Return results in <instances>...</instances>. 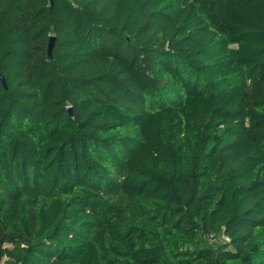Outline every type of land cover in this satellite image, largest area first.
Wrapping results in <instances>:
<instances>
[{
    "label": "trees",
    "instance_id": "trees-1",
    "mask_svg": "<svg viewBox=\"0 0 264 264\" xmlns=\"http://www.w3.org/2000/svg\"><path fill=\"white\" fill-rule=\"evenodd\" d=\"M0 75V264H264V0H0Z\"/></svg>",
    "mask_w": 264,
    "mask_h": 264
},
{
    "label": "rangeland",
    "instance_id": "rangeland-1",
    "mask_svg": "<svg viewBox=\"0 0 264 264\" xmlns=\"http://www.w3.org/2000/svg\"><path fill=\"white\" fill-rule=\"evenodd\" d=\"M204 238H205V240H207V241H209L211 243L222 242L223 240L226 239L225 236L222 234V232L221 233H218L216 235V237H213V235H210V237L209 236H206ZM204 238H202V241L204 240Z\"/></svg>",
    "mask_w": 264,
    "mask_h": 264
},
{
    "label": "water",
    "instance_id": "water-1",
    "mask_svg": "<svg viewBox=\"0 0 264 264\" xmlns=\"http://www.w3.org/2000/svg\"><path fill=\"white\" fill-rule=\"evenodd\" d=\"M56 37L55 36H51L49 39V47H48V51L51 53L52 48L54 46V42H55ZM0 79L2 80V82L5 84V80L4 78L0 75ZM71 112V109L69 110Z\"/></svg>",
    "mask_w": 264,
    "mask_h": 264
},
{
    "label": "built area",
    "instance_id": "built-area-1",
    "mask_svg": "<svg viewBox=\"0 0 264 264\" xmlns=\"http://www.w3.org/2000/svg\"><path fill=\"white\" fill-rule=\"evenodd\" d=\"M227 239V238H226Z\"/></svg>",
    "mask_w": 264,
    "mask_h": 264
}]
</instances>
